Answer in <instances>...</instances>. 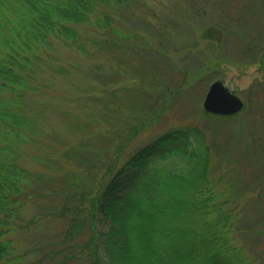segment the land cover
Here are the masks:
<instances>
[{
    "label": "rangeland",
    "instance_id": "obj_1",
    "mask_svg": "<svg viewBox=\"0 0 264 264\" xmlns=\"http://www.w3.org/2000/svg\"><path fill=\"white\" fill-rule=\"evenodd\" d=\"M138 2L142 6L122 10L115 21L135 35L119 43L135 46L140 59L161 73L159 81L148 79L154 84L149 89L147 83L151 92L140 89L146 98L141 107L123 95L139 90L130 68L123 82L110 83L114 92L102 87L78 95L72 85L83 78L73 65L84 69L91 61L65 49L56 55L66 61L54 63L70 73L48 67L47 87L27 95L41 134H33L20 150L32 185L22 183L14 242L23 250L42 247L28 255L34 262L44 256L42 264H91L92 221L86 215L96 214L95 202L112 173L155 137L186 127L200 130L208 148L209 158L200 168L214 194L209 205L218 204L227 215L228 237L239 249L232 252L245 264H264V0ZM125 58L130 61L129 54ZM216 80L242 100L235 113L204 110L203 99ZM137 106L142 110L136 114L131 109ZM188 165L193 167L194 160ZM82 216L86 229L64 242L69 223ZM93 227L102 230L103 224ZM97 248L104 260L105 252ZM226 254L221 251L222 260L231 258Z\"/></svg>",
    "mask_w": 264,
    "mask_h": 264
},
{
    "label": "trees",
    "instance_id": "obj_2",
    "mask_svg": "<svg viewBox=\"0 0 264 264\" xmlns=\"http://www.w3.org/2000/svg\"><path fill=\"white\" fill-rule=\"evenodd\" d=\"M138 1L0 0V264H42L46 258L27 259L43 248L18 249L11 232L16 231V212L23 204L22 183L32 185L20 150L33 134H41L27 95L47 87L45 71L56 66V60L66 61L56 54L65 49L91 61L84 69L73 65L83 78L72 85L78 95L102 87L114 92L110 83L123 82L130 68L132 84L139 90L131 97L127 86L121 90L141 107L146 98L142 100L140 89L151 92L154 84L148 79L159 81V69L142 61L135 46L119 43L133 33L121 28L115 17L133 5L142 6ZM57 69L70 73L64 66ZM138 106L131 111L140 113ZM202 137L196 128L169 129L136 149L112 173L95 202L96 214L86 215L92 221L91 264H240L243 259L232 252L239 249L228 237L227 215L218 204L209 205L214 194L200 168L209 158ZM84 219L69 223L64 242H73L86 229ZM98 222L102 230L93 227ZM97 246L105 252L104 260ZM223 250L229 260H222Z\"/></svg>",
    "mask_w": 264,
    "mask_h": 264
},
{
    "label": "water",
    "instance_id": "obj_3",
    "mask_svg": "<svg viewBox=\"0 0 264 264\" xmlns=\"http://www.w3.org/2000/svg\"><path fill=\"white\" fill-rule=\"evenodd\" d=\"M243 106L242 100L221 80L212 82L203 99V107L214 114L230 115Z\"/></svg>",
    "mask_w": 264,
    "mask_h": 264
}]
</instances>
